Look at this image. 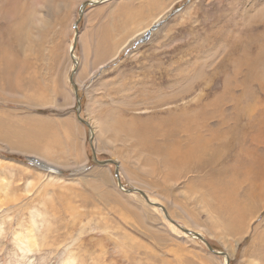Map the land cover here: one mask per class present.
<instances>
[{
    "label": "rangeland",
    "instance_id": "rangeland-1",
    "mask_svg": "<svg viewBox=\"0 0 264 264\" xmlns=\"http://www.w3.org/2000/svg\"><path fill=\"white\" fill-rule=\"evenodd\" d=\"M86 1L0 0V264H264V0L88 5L93 140Z\"/></svg>",
    "mask_w": 264,
    "mask_h": 264
},
{
    "label": "bare ground",
    "instance_id": "bare-ground-1",
    "mask_svg": "<svg viewBox=\"0 0 264 264\" xmlns=\"http://www.w3.org/2000/svg\"><path fill=\"white\" fill-rule=\"evenodd\" d=\"M106 1H108V0H103L102 2H100V3H103V2H106ZM100 3H98V4H100ZM97 4V5H98ZM96 5V6H97ZM91 6H95V5H91ZM86 9V8H85ZM76 22H77V20H76ZM76 22H75V24H76ZM75 24H74V29H75ZM78 27H79V25H78ZM262 57V56H261ZM75 60L73 59V62H74ZM73 70H78V67L76 68V66H75V64H74V68H73ZM255 70V69H254ZM249 71V70H248ZM72 74V73H71ZM249 75H251V74H249ZM71 76V75H70ZM236 80V79H235ZM237 81V80H236ZM258 81V80H257ZM250 84V83H249ZM242 87H243V85H242ZM78 91H79V88H78V90H77V92H74V94H75V98H76V100H77V97L79 96L78 95ZM78 101V100H77ZM235 101V100H234ZM258 104V103H257ZM238 107H239V105H238ZM245 107V106H244ZM208 108V107H207ZM242 108V107H241ZM203 109V112H204V114H206L207 112L205 111L206 110V108H202ZM257 109V108H256ZM201 111V110H200ZM253 114V113H252ZM251 114H250V112H249V109L247 108L246 110H245V112H242L239 116H238V118L240 117V116H243L245 119L248 117V116H250ZM260 116H262V115H260ZM264 116V115H263ZM184 117V116H183ZM251 118V117H250ZM78 119L81 121V119H80V116H78ZM235 119V118H234ZM248 119V118H247ZM231 121V120H230ZM226 122V121H225ZM227 123V122H226ZM218 124V123H217ZM189 125H190V123H189ZM221 125H222V123H221ZM93 127V126H92ZM219 127V126H218ZM213 128H215V127H213ZM193 129V128H192ZM179 130V129H178ZM183 130H190L187 126H185V129H183ZM208 130V129H207ZM228 130V129H227ZM236 130H240L241 132H242V129H240L238 126H236ZM181 131V130H180ZM199 131V130H198ZM242 133H244V132H242ZM212 134H213V132H212ZM244 134H247V131H245V133ZM210 135H211V133H210ZM256 135H258V133L256 134ZM207 137H209V136H207ZM246 135H240L239 133L238 134H235L233 137H232V139H230L228 142H224V144L222 145V148H228L229 149V151L233 148L230 144H231V142L232 141H234V142H237V143H242V146H243V150H244V143H246ZM146 138V137H145ZM216 138V137H215ZM243 138V139H242ZM257 138V137H256ZM141 139V138H140ZM143 139V138H142ZM232 140V141H231ZM189 141V140H188ZM213 141V140H212ZM94 142V141H93ZM200 143V141L199 142H197V144H199ZM207 143H208V141L207 140H204L203 139V143H201V144H199V145H206L207 146ZM210 145V144H209ZM215 145V144H214ZM221 145V144H220ZM94 146V145H93ZM212 147V146H211ZM94 149L96 150V148L94 147ZM185 149V148H184ZM207 149V148H206ZM216 150V149H215ZM222 150V149H221ZM241 150V149H240ZM167 151V150H166ZM186 151V150H185ZM185 151H184V154L183 155H181V159L179 160L180 162H183L184 163V166L185 165H195V166H197L198 168H197V171H198V169H200L199 171L201 172V171H203L204 169H208V168H210V167H212V165H214V164H216V163H218L219 162V157H220V152L221 151H219V153L217 154L216 152V154L217 155H204L203 157H202V160H205L206 159V157H207V159H208V161L207 162H204V164H202L201 162H199V161H194L195 163L194 164H191L190 163V160H188L189 158H187V154L185 153ZM97 153V152H96ZM172 153H174V152H172ZM172 153L170 154V155H172ZM170 157V156H169ZM97 158H98V156H97ZM99 159V158H98ZM171 159V158H170ZM192 159V158H191ZM198 159V158H197ZM105 160H109V159H105ZM113 160V159H112ZM173 160V159H172ZM171 160V161H172ZM100 161H103V160H100ZM175 161H177V160H175ZM192 161V160H191ZM179 162V166L180 165H182L181 163ZM174 163V162H173ZM118 164H119V162H118ZM101 165V164H100ZM108 165H110V164H108ZM108 165H101V166H108ZM175 166H177V164H175ZM201 166H203V169H202V167ZM119 167H120V164H119ZM236 167V166H235ZM179 168H181V166L179 167ZM258 168V167H257ZM186 169H188V168H186ZM232 169V168H231ZM183 170V169H182ZM184 170H185V168H184ZM257 170V169H256ZM188 173H190V171H187ZM256 173V172H255ZM255 173H252V174H255ZM251 174V175H252ZM261 174V173H260ZM120 176H121V171H120ZM248 176H250L249 174H248ZM259 176H261V175H259ZM116 178V177H115ZM116 180H117V178H116ZM117 185H118V187H119V189L121 190V191H123V192H125V193H133V192H136V193H138V194H140V195H142L143 196V194H141L140 192H139V188H132V190L131 189H129L130 187H125V185H124V183L122 182V186L118 183V181H117ZM264 190V189H263ZM228 191V190H227ZM146 195V194H145ZM147 201H148V203L149 204H151V205H153V206H155V207H157V205H154L153 203H155V202H152V201H150L149 200V198H148V196L146 195V196H143ZM165 205H163V204H160V208L162 209V210H164L163 209V207H164ZM158 207V208H159ZM166 207V206H165ZM165 211V210H164ZM166 212V211H165ZM236 215H238V214H236ZM166 216H167V220L168 221H170L173 225H175L177 228H179L180 230H182L185 234H187V235H190V236H195V237H198L199 239L201 238V240H203V241H207L208 243H209V241L204 237V236H201V235H199V234H196V232L195 231H192L191 232V234H189V233H186L185 231H184V229L186 228V227H184L183 225H181V224H179L175 219H173L172 217H171V215H168V214H166ZM170 217H171V219H173V220H175L179 225H177V224H175L174 222H172V220H170ZM236 217H239V215L238 216H236ZM188 230H190L189 228H187ZM205 241V242H206ZM212 246V245H211ZM211 249L213 250V253L212 254H215V255H217V256H219L217 253L218 252H225V254H226V256L225 255H223V254H221L220 256H222V257H224V258H226L225 259V264H227V262H228V260L230 259V255H227L228 254V252H226V251H223V250H216V249H214L213 248V246L211 247Z\"/></svg>",
    "mask_w": 264,
    "mask_h": 264
},
{
    "label": "water",
    "instance_id": "water-1",
    "mask_svg": "<svg viewBox=\"0 0 264 264\" xmlns=\"http://www.w3.org/2000/svg\"><path fill=\"white\" fill-rule=\"evenodd\" d=\"M102 1H103V0H88V1H86V2L82 5V8H81V10H80V16H79V19L77 20V22H76V24H75V38H74V44H73V46L71 47V49H72V50H71V55H72V58L75 60L74 63H75L76 68H77V66H78V64H79L78 60L76 59V57H75V55H74V50H75V47H76L77 42H78L79 37H80V32H79L78 23H79L80 20L83 18L84 14H85V10H86L85 8H86L88 5H97L98 3L102 2ZM75 75H76V70H72V74H71V76H70V80H71L72 85L74 86V90H75L74 92H77V90H78V85H77V83H76V81H75ZM77 98H80V97L78 96ZM76 110H77V116H80L81 123H82L83 125L87 126V127L90 129V131H91V135H92L91 140H93V138L95 137V132H94V130H93L91 124L88 122V120H86L85 118H83V117L81 116V112H82V110H83V105H82L81 101H78ZM92 151H93V157H94V160H95L97 163H99V164H101V165H108V164H111V163H112V164H115V166H116V169H115V176H116V178H117L118 183L122 186V178H121V176H120V167H119L118 162L115 161V160H112V159L100 161V159L97 158L96 150L94 149V147H93V150H92ZM129 189L132 190V188H129ZM139 192H140L141 194H143V196H146V195H145L146 193H145L144 191L139 190ZM153 204H154V205H157V206H160L159 203H153ZM163 209L166 211V214H168V210H167V208H166L165 206L163 207ZM170 220H172V222H174L175 224L179 225L175 220L171 219V217H170ZM184 231H185L186 233H189V234H191V232H192L191 230H188L187 228H185ZM200 239H201V238H200ZM205 241H206V240H205ZM203 242H204V241H203ZM206 242H207V241H206ZM207 243H208V242H207ZM208 245H209V243H208ZM211 247H212V246L209 245V248H210L211 252H213V250L211 249ZM215 254H216V253H215ZM217 254H218V255L223 254V255L226 256L225 252H218ZM229 263H230V259L228 260L227 264H229Z\"/></svg>",
    "mask_w": 264,
    "mask_h": 264
},
{
    "label": "clouds",
    "instance_id": "clouds-1",
    "mask_svg": "<svg viewBox=\"0 0 264 264\" xmlns=\"http://www.w3.org/2000/svg\"><path fill=\"white\" fill-rule=\"evenodd\" d=\"M69 80H70V77H69ZM75 81H76V83H77V80H76V75H75ZM70 82H71V80H70ZM72 84V83H71ZM73 86V85H72ZM73 88H74V86H73ZM75 91V90H74ZM83 110H84V107H83ZM77 116V115H76Z\"/></svg>",
    "mask_w": 264,
    "mask_h": 264
}]
</instances>
